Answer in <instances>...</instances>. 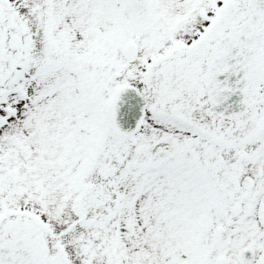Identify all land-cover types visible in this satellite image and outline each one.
I'll return each instance as SVG.
<instances>
[{
    "label": "snow or ice",
    "instance_id": "obj_1",
    "mask_svg": "<svg viewBox=\"0 0 264 264\" xmlns=\"http://www.w3.org/2000/svg\"><path fill=\"white\" fill-rule=\"evenodd\" d=\"M0 264H264V0H0Z\"/></svg>",
    "mask_w": 264,
    "mask_h": 264
}]
</instances>
